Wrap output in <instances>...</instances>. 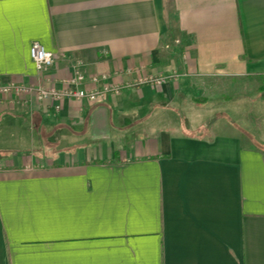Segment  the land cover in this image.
<instances>
[{"label":"crops","instance_id":"crops-1","mask_svg":"<svg viewBox=\"0 0 264 264\" xmlns=\"http://www.w3.org/2000/svg\"><path fill=\"white\" fill-rule=\"evenodd\" d=\"M79 62L86 90L179 78L0 95V264H264V135L212 100L264 80V0H0V85L65 89Z\"/></svg>","mask_w":264,"mask_h":264},{"label":"built area","instance_id":"built-area-1","mask_svg":"<svg viewBox=\"0 0 264 264\" xmlns=\"http://www.w3.org/2000/svg\"><path fill=\"white\" fill-rule=\"evenodd\" d=\"M30 54L40 72L47 71L54 65L55 55L46 50L45 47L38 42L32 44ZM81 68V62L75 65V73L68 81V87L65 89L48 88L41 85L25 86L10 84L5 86L0 85V95H32L40 102L55 101L59 104L70 99L99 104L104 102L108 96L119 95L126 89H136L142 85L162 87L169 80H176L179 78L177 74L169 76H148L139 78L136 83H128L122 86L120 84L107 82L106 76H93L90 80L92 83L96 84V87L91 90H86L81 87L87 81L86 75ZM59 108L60 105H57L56 109Z\"/></svg>","mask_w":264,"mask_h":264},{"label":"rangeland","instance_id":"rangeland-1","mask_svg":"<svg viewBox=\"0 0 264 264\" xmlns=\"http://www.w3.org/2000/svg\"><path fill=\"white\" fill-rule=\"evenodd\" d=\"M214 83L217 86L216 97L212 100L218 102L221 110L227 108L225 110L237 124L258 132L260 136L264 135V80L252 77L220 78L214 80ZM236 109L239 110L236 116L241 121L235 118Z\"/></svg>","mask_w":264,"mask_h":264}]
</instances>
